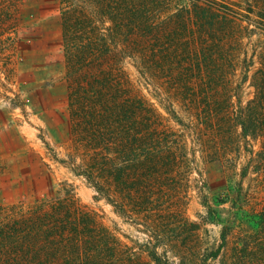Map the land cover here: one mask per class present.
Listing matches in <instances>:
<instances>
[{
	"label": "rangeland",
	"instance_id": "374dc122",
	"mask_svg": "<svg viewBox=\"0 0 264 264\" xmlns=\"http://www.w3.org/2000/svg\"><path fill=\"white\" fill-rule=\"evenodd\" d=\"M117 1L110 0V11L99 0H0V264H17L22 250L29 256L41 250L49 232L41 226L39 247L30 248L33 229L23 224L54 205L91 215L118 241L125 264H226L232 250L245 245L242 264H264L263 230L254 234L237 217L264 213V102L256 108L257 136H244L239 125L256 99L264 0H128L119 10ZM195 3L226 8L241 25L233 28L239 42L228 52L223 81H195L179 92L175 83L143 74L134 54L144 46V16L194 14ZM116 13L138 22L134 37L110 35L108 17ZM105 77L143 103L144 134L166 132L171 168L144 178V202L155 199L152 206L144 203V217L116 192L111 205L86 176L93 140L72 114L101 90ZM222 222L232 229L214 259L223 244Z\"/></svg>",
	"mask_w": 264,
	"mask_h": 264
},
{
	"label": "trees",
	"instance_id": "16d2710c",
	"mask_svg": "<svg viewBox=\"0 0 264 264\" xmlns=\"http://www.w3.org/2000/svg\"><path fill=\"white\" fill-rule=\"evenodd\" d=\"M99 1L102 9L107 7L110 11L115 10L110 0ZM127 1L118 0L115 6H118V10L126 9ZM193 9L194 14L190 9H182L165 18L144 16L141 21L144 24V32H141L145 40L144 50L138 48V54H134L141 61L143 74L159 76L171 84L175 83L180 86L179 92H185L195 81L201 84L208 81L212 86L223 81L226 76L225 65L232 61L228 52L239 42L234 39L233 28L241 25L225 11L226 8H218L216 3H195ZM111 15L108 18L112 22V37L128 39L135 36L137 21L125 13ZM168 22H172L174 28L169 29ZM227 44H231V47ZM229 65L232 67L233 63ZM261 65L258 78L252 82L256 99L248 105L245 117L239 124L247 137L257 136L260 129L256 108L264 102V58ZM99 81L101 90L96 87L89 99L82 100V108L72 114L74 121L78 119L81 126L88 129V138L93 140L94 153L86 176L95 182L97 193L111 205L115 204L113 196L116 192L124 205L128 203L133 211L144 217V203L152 206L155 200L144 202V178L150 179V174H165L171 168L172 154L163 143L166 132L150 129L144 134V106L140 99L130 96L121 86L114 85L109 77ZM214 89L210 87L213 92ZM192 101L195 103L198 98ZM148 139L144 156V143ZM159 165L161 170H158ZM96 180L102 184L96 183ZM145 197L149 195L145 194ZM66 208L54 205L51 211L44 214L35 211L32 221L30 218L25 220L23 225L33 229V236L27 239L30 244L28 247H39L41 226L45 227L49 236L35 255H25L22 250L21 258L15 260L17 264H125L119 262L118 241L104 226L78 209L71 207L63 212ZM117 210L122 215L127 213L125 207L118 206ZM237 215L240 223L244 220L249 222L254 234L261 229L264 232V213ZM221 225L223 244L212 253L214 259L219 258L227 245L232 229L223 222ZM194 227L198 228L196 224ZM243 248L241 250L244 252L248 251L246 245ZM241 250L234 248L233 260L226 264H242ZM156 261L160 264L159 260Z\"/></svg>",
	"mask_w": 264,
	"mask_h": 264
},
{
	"label": "crops",
	"instance_id": "0c3cea01",
	"mask_svg": "<svg viewBox=\"0 0 264 264\" xmlns=\"http://www.w3.org/2000/svg\"><path fill=\"white\" fill-rule=\"evenodd\" d=\"M3 161H4L3 152L0 151V174H3L2 169H1V166H2L1 164L3 163Z\"/></svg>",
	"mask_w": 264,
	"mask_h": 264
}]
</instances>
